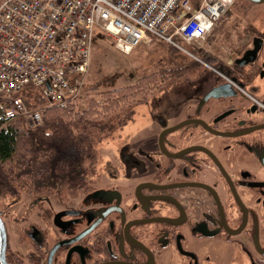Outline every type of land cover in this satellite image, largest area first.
I'll return each instance as SVG.
<instances>
[{"label":"flooded vegetation","instance_id":"af4514ba","mask_svg":"<svg viewBox=\"0 0 264 264\" xmlns=\"http://www.w3.org/2000/svg\"><path fill=\"white\" fill-rule=\"evenodd\" d=\"M240 3L246 23L223 24L222 39L218 23L201 43L214 84L189 95L154 150L108 162L71 199L11 195L0 264H217L224 245L264 263V0ZM226 84L235 97H209Z\"/></svg>","mask_w":264,"mask_h":264},{"label":"built area","instance_id":"2783aa9c","mask_svg":"<svg viewBox=\"0 0 264 264\" xmlns=\"http://www.w3.org/2000/svg\"><path fill=\"white\" fill-rule=\"evenodd\" d=\"M234 1L5 0L0 5V93L13 103L7 119L40 125L46 108L83 100L99 31L126 55L155 37L200 43ZM32 87L44 107L17 96Z\"/></svg>","mask_w":264,"mask_h":264},{"label":"trees","instance_id":"16d2710c","mask_svg":"<svg viewBox=\"0 0 264 264\" xmlns=\"http://www.w3.org/2000/svg\"><path fill=\"white\" fill-rule=\"evenodd\" d=\"M196 71L202 72L194 64L166 66L134 84L97 92V98L87 88L78 103L46 108L42 123L34 126L24 118L8 120L5 113L13 103L0 93V199L20 192L36 200L71 199L89 191L100 172L95 143L102 132H113L123 122L118 116L124 111L180 80H190ZM28 89L17 96L32 107H44L39 90Z\"/></svg>","mask_w":264,"mask_h":264},{"label":"rangeland","instance_id":"374dc122","mask_svg":"<svg viewBox=\"0 0 264 264\" xmlns=\"http://www.w3.org/2000/svg\"><path fill=\"white\" fill-rule=\"evenodd\" d=\"M238 3L239 0H235L234 4L219 19L218 25H220V28H217L216 35H219L220 38L223 24L231 22L246 23L249 15L241 10V3L240 6H238ZM226 28L231 29L230 27ZM94 42L91 68L88 72L85 88H90L89 90L94 92L92 94H95L96 98L98 97L97 92L101 93L102 91L134 84L157 70H163L166 66L167 68H174L180 64H194L198 65L200 71H203L202 73L196 71L199 76L197 80H180V82L169 86L167 90L149 95L146 101L137 103L120 114L118 119L123 122H119L113 132H102V136L96 139L95 144L101 172L108 162H117V158H126V156L137 158L146 154V151L154 150L156 148L155 139L162 132L160 129L167 123L182 120L185 115V105L190 103L185 102L189 95L194 91L203 92L208 90L214 84L217 76L214 79L210 77L211 74L216 75L215 66L210 69L207 68V61L202 55L201 44L197 42L185 43L179 37H175L173 43H166L155 37L152 42L144 43L135 48L130 55L118 52L115 49L114 41L105 32L99 31ZM225 44L226 41H218L216 45L221 48L218 47L217 50H213L214 55L225 59L227 55L224 52L225 49L222 48ZM34 89L29 88L28 90L32 91ZM249 91L251 90L247 92ZM132 161L133 159L130 161L128 159L129 164ZM19 196L25 202L33 199L26 192H20ZM12 199L11 195L2 197L0 199V210L6 212L7 217L14 216L15 218L17 212L15 208L13 209L8 204ZM262 248H264L263 245ZM211 250L217 259V264H254V260L247 259L246 252H240L238 249L236 253L230 245ZM259 258L263 259L258 255L255 261L257 262Z\"/></svg>","mask_w":264,"mask_h":264},{"label":"water","instance_id":"95a60500","mask_svg":"<svg viewBox=\"0 0 264 264\" xmlns=\"http://www.w3.org/2000/svg\"><path fill=\"white\" fill-rule=\"evenodd\" d=\"M236 96V93H235V90L234 88L230 85V84H226V86H219L217 88H215V90H213L209 97H213V98H226V97H229V98H233ZM182 125H184V123H182ZM182 125H179L177 127H173L171 129H167L165 132H163L161 135H160V138H162L163 135L173 131V130H177L178 128L182 127ZM217 134H221L219 132H216ZM222 136H224L223 134H221ZM239 200V198H238ZM1 219V217H0ZM0 228H1V231L2 233L5 232V229L3 228V225H2V222L0 221Z\"/></svg>","mask_w":264,"mask_h":264},{"label":"crops","instance_id":"0c3cea01","mask_svg":"<svg viewBox=\"0 0 264 264\" xmlns=\"http://www.w3.org/2000/svg\"><path fill=\"white\" fill-rule=\"evenodd\" d=\"M236 252V251H235Z\"/></svg>","mask_w":264,"mask_h":264}]
</instances>
